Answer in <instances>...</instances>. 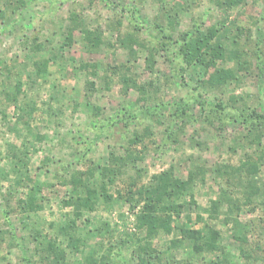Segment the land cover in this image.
I'll use <instances>...</instances> for the list:
<instances>
[{
  "label": "rangeland",
  "instance_id": "1",
  "mask_svg": "<svg viewBox=\"0 0 264 264\" xmlns=\"http://www.w3.org/2000/svg\"><path fill=\"white\" fill-rule=\"evenodd\" d=\"M215 261L264 264V0H0V264Z\"/></svg>",
  "mask_w": 264,
  "mask_h": 264
},
{
  "label": "trees",
  "instance_id": "2",
  "mask_svg": "<svg viewBox=\"0 0 264 264\" xmlns=\"http://www.w3.org/2000/svg\"><path fill=\"white\" fill-rule=\"evenodd\" d=\"M182 185V184H181ZM184 185H182L180 188H183ZM155 191L152 192V196L150 197V203H146L143 211L141 212V214L138 215V222L140 223V226L142 227H147L148 233H152L154 231H162L165 233L169 232V227L167 226L166 221H162L163 225H158L159 223V218L154 214V212H152L151 210H153V204L155 203H159L161 201L160 196H156ZM152 197H154V201L151 204V200ZM188 233H190L191 235H196V239L201 240V238H199L200 236L198 235L199 232L196 231H187ZM218 236L217 234L212 231V234L210 236V238L208 240H204V248L206 251H213V250H217L218 249ZM142 260V258L140 259ZM143 261V260H142ZM146 262L149 261V256L148 259L145 260ZM214 264H219V262L215 261L213 262Z\"/></svg>",
  "mask_w": 264,
  "mask_h": 264
}]
</instances>
